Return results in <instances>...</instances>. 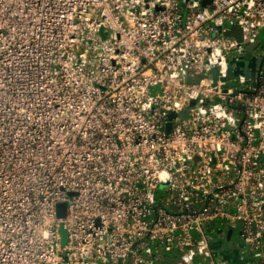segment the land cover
I'll list each match as a JSON object with an SVG mask.
<instances>
[{"label":"built area","instance_id":"obj_1","mask_svg":"<svg viewBox=\"0 0 264 264\" xmlns=\"http://www.w3.org/2000/svg\"><path fill=\"white\" fill-rule=\"evenodd\" d=\"M262 29L264 0H0V264H231L223 226L264 264Z\"/></svg>","mask_w":264,"mask_h":264},{"label":"water","instance_id":"obj_2","mask_svg":"<svg viewBox=\"0 0 264 264\" xmlns=\"http://www.w3.org/2000/svg\"><path fill=\"white\" fill-rule=\"evenodd\" d=\"M209 0H204V2L206 3ZM226 34L229 35H235L239 40H242V30L241 27L238 25H233L230 29H228L227 31H225ZM259 43V39L254 42V43H249L246 47L245 53L243 54L241 60L236 61V66H234V68L229 69L227 76L225 77L226 80L231 79L235 76H237L239 73L244 72V74L249 75V70L246 67L247 64L252 61L253 63H255V55L252 53L253 49L255 48V46ZM251 62V63H252ZM217 68H213L211 71L213 73L217 72L216 71ZM204 75H201V77H203ZM213 82H215L216 77H213ZM189 79H191V77H189ZM227 85V83H226ZM195 103V100H192V102L190 103V105L187 107V109L183 110L180 115L182 117H186L190 107ZM175 116L174 113H170L169 117L170 119H172ZM172 126V121L169 120L167 123V130H169ZM57 209H58V215L59 216H64L66 214V202H59L57 204ZM232 229H229L228 231V237L231 233ZM216 248H218V245L216 244L215 246ZM225 251V250H224ZM216 253L218 254V252L216 251ZM240 253V251H239ZM241 254V253H240ZM224 258V257H223ZM230 261V260H229Z\"/></svg>","mask_w":264,"mask_h":264},{"label":"crops","instance_id":"obj_3","mask_svg":"<svg viewBox=\"0 0 264 264\" xmlns=\"http://www.w3.org/2000/svg\"><path fill=\"white\" fill-rule=\"evenodd\" d=\"M215 246H216V244H215ZM224 250L223 251H217V252L219 254H221L224 258L230 260L231 264H249V261L252 257V255L250 253L240 254L239 251H237V248L228 249L227 251L226 250L224 251ZM258 259H260V261H262V260L264 261V256L263 257L260 256ZM165 260H168V259H165ZM165 260L163 259V261H165ZM172 263H170V264H172Z\"/></svg>","mask_w":264,"mask_h":264},{"label":"rangeland","instance_id":"obj_4","mask_svg":"<svg viewBox=\"0 0 264 264\" xmlns=\"http://www.w3.org/2000/svg\"><path fill=\"white\" fill-rule=\"evenodd\" d=\"M259 36L261 37V45H260V47H258L257 48V50H256V52L257 53H259L262 49V45H263V43H264V29H262L261 31H260V33H259ZM233 80H235L234 78L233 79H230V81H233ZM233 83V82H232ZM224 227V229H226L225 228V226H223ZM61 233H62V235H63V239H62V242H66V240H67V231H66V229L65 228H63V227H61ZM235 234H237L236 232H235ZM216 236H219L220 238H222L223 239V242H222V246H221V248L219 247V251H223L224 249H226V247H227V244H228V241L226 240V238L224 237V233L223 232H216ZM248 253H250L251 254V252L249 251H247V254ZM219 254V253H218ZM216 255V257H217V260H219L220 258H222L223 256L221 255V254H219V255ZM101 264H103V263H101ZM108 264H120V262H110V263H108Z\"/></svg>","mask_w":264,"mask_h":264},{"label":"flooded vegetation","instance_id":"obj_5","mask_svg":"<svg viewBox=\"0 0 264 264\" xmlns=\"http://www.w3.org/2000/svg\"><path fill=\"white\" fill-rule=\"evenodd\" d=\"M228 229H224V230H221L220 232H223L224 233V237L226 238V240L228 241V244H227V247H226V251L228 249H232V248H236L238 247V244L239 242H242V234L239 232V231H231L229 237H228ZM235 232L237 234H235ZM216 241H217V245L218 247L221 248L222 246V242H223V239L220 238L219 236H216Z\"/></svg>","mask_w":264,"mask_h":264},{"label":"trees","instance_id":"obj_6","mask_svg":"<svg viewBox=\"0 0 264 264\" xmlns=\"http://www.w3.org/2000/svg\"><path fill=\"white\" fill-rule=\"evenodd\" d=\"M178 256V252L177 251H169L165 254V259H168V260H165V261H160L159 263L157 264H170L173 262V260L175 259V257Z\"/></svg>","mask_w":264,"mask_h":264}]
</instances>
